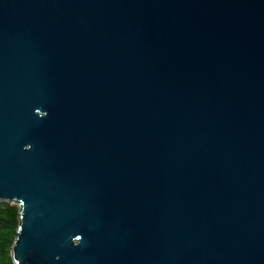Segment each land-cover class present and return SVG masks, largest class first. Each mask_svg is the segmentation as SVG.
Here are the masks:
<instances>
[{"label": "water", "instance_id": "water-1", "mask_svg": "<svg viewBox=\"0 0 264 264\" xmlns=\"http://www.w3.org/2000/svg\"><path fill=\"white\" fill-rule=\"evenodd\" d=\"M0 201L14 264H264V0H0Z\"/></svg>", "mask_w": 264, "mask_h": 264}, {"label": "trees", "instance_id": "trees-1", "mask_svg": "<svg viewBox=\"0 0 264 264\" xmlns=\"http://www.w3.org/2000/svg\"><path fill=\"white\" fill-rule=\"evenodd\" d=\"M21 207L0 201V264H14L12 248L20 226Z\"/></svg>", "mask_w": 264, "mask_h": 264}]
</instances>
